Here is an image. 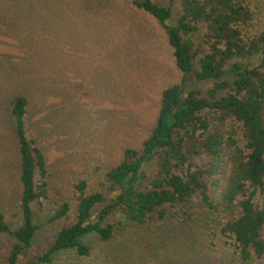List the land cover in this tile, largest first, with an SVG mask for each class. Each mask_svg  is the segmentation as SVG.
I'll list each match as a JSON object with an SVG mask.
<instances>
[{
	"label": "rangeland",
	"instance_id": "obj_1",
	"mask_svg": "<svg viewBox=\"0 0 264 264\" xmlns=\"http://www.w3.org/2000/svg\"><path fill=\"white\" fill-rule=\"evenodd\" d=\"M154 1L170 5L169 0ZM242 1L251 12L243 33L251 39L264 31V0ZM171 8L174 24L180 1ZM204 32L199 25L186 37L206 52ZM27 37L30 52L23 48ZM38 46L46 51L38 53ZM180 79L165 29L133 0H0V213L12 228L21 225L20 159L10 114L17 94L28 96L26 136L42 150L47 170L45 196L32 206L37 231L17 264L36 260L61 227L75 222L78 180L86 181L87 193L104 196L93 214L119 194L106 173L122 161L125 148L140 147L155 125L162 91ZM211 87V81L192 82L182 95L193 89L203 96ZM201 114L210 121L213 117L207 110ZM235 138H241L240 131ZM191 157L199 166L206 160L202 153ZM153 176L149 162L141 187ZM64 203L69 204L67 215L54 219ZM166 210L165 219L140 225L116 209L106 220L113 228L109 241L86 237L90 256L66 250L39 264L237 263L233 241L213 227L217 223L198 196ZM12 244L0 234V264ZM250 264H264V259Z\"/></svg>",
	"mask_w": 264,
	"mask_h": 264
},
{
	"label": "trees",
	"instance_id": "obj_2",
	"mask_svg": "<svg viewBox=\"0 0 264 264\" xmlns=\"http://www.w3.org/2000/svg\"><path fill=\"white\" fill-rule=\"evenodd\" d=\"M179 1L181 13L170 24L171 4ZM169 3L162 6L154 0H133L136 8L165 29L181 73L179 84L162 91L155 125L140 147L125 148L122 161L106 173L119 194L93 214L104 196L87 193L86 181L78 180L75 222L61 227L48 249L28 264L48 263L58 253L73 249L80 256H90L86 237L109 241L113 228L106 220L116 209L143 225L148 219H165L167 205L185 203L195 196L217 223L213 227L218 226L222 237L233 241V245L226 242L234 247L236 264L264 259V31L251 39L245 37L244 25L251 12L242 0ZM199 25L205 28L206 52L186 37ZM27 42L22 47L30 52L33 44L28 37ZM38 49V53L45 52L46 46ZM203 81L212 84L205 95L193 89L182 95L189 83ZM28 106L27 94L11 100L20 159L21 225L12 228L0 213V234L13 240L3 264H17L30 246L37 231L32 206L46 192L45 156L36 141L26 136ZM204 110L212 113L211 121L201 114ZM238 131L240 139L235 138ZM199 153L206 159L201 166L191 161V155ZM149 162L154 163V176L146 179L144 188V166ZM68 211L69 204L64 203L53 218H62Z\"/></svg>",
	"mask_w": 264,
	"mask_h": 264
}]
</instances>
